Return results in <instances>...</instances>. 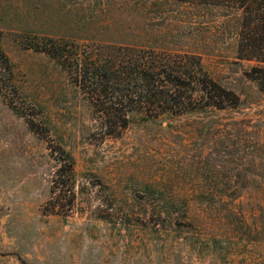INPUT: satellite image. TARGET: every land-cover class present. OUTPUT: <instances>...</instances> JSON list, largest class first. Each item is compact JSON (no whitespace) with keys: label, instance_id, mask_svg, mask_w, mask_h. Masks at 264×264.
I'll list each match as a JSON object with an SVG mask.
<instances>
[{"label":"rangeland","instance_id":"obj_1","mask_svg":"<svg viewBox=\"0 0 264 264\" xmlns=\"http://www.w3.org/2000/svg\"><path fill=\"white\" fill-rule=\"evenodd\" d=\"M239 18L188 0H0V264H264V94L237 59ZM130 50L197 58L224 107L113 113L95 68Z\"/></svg>","mask_w":264,"mask_h":264},{"label":"trees","instance_id":"obj_2","mask_svg":"<svg viewBox=\"0 0 264 264\" xmlns=\"http://www.w3.org/2000/svg\"><path fill=\"white\" fill-rule=\"evenodd\" d=\"M188 1H200L239 12L237 59L255 62L246 76L254 80L264 94V0ZM125 53H122L123 59L119 65L113 63L107 69L100 66L95 68L104 84L94 85L100 89L102 98L109 100L113 113L121 105L132 107L145 115L140 117V121L148 122L165 114L191 113L199 109L197 106L200 104L224 107L223 102L215 100L221 98L218 92L221 88L203 72L197 58H172L154 52L144 55L140 50ZM0 58L7 61L2 52ZM111 81H122L124 84L116 87L117 90H110ZM113 96L117 98L113 100ZM122 115L120 123L124 128L130 120L125 113Z\"/></svg>","mask_w":264,"mask_h":264}]
</instances>
